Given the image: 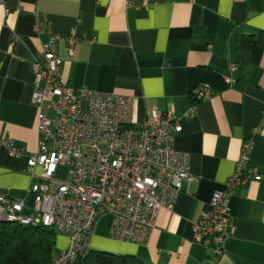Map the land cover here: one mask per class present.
<instances>
[{"label": "crops", "instance_id": "obj_1", "mask_svg": "<svg viewBox=\"0 0 264 264\" xmlns=\"http://www.w3.org/2000/svg\"><path fill=\"white\" fill-rule=\"evenodd\" d=\"M50 34L58 36L60 78L69 88L130 96L134 126L148 110L172 108L182 127L172 146L190 156L193 179L182 182L171 210H159L146 244L111 239L112 217L104 214L90 250L110 242L112 253L143 264H264V0H0V194L13 199L26 197L32 182V63ZM69 37L77 40L72 54ZM201 83L210 95L192 108ZM6 139L19 156L9 155ZM247 140L263 179L230 196L231 228L216 256L193 241L192 225L233 174ZM67 244L61 234L57 251Z\"/></svg>", "mask_w": 264, "mask_h": 264}, {"label": "built area", "instance_id": "obj_2", "mask_svg": "<svg viewBox=\"0 0 264 264\" xmlns=\"http://www.w3.org/2000/svg\"><path fill=\"white\" fill-rule=\"evenodd\" d=\"M57 41L50 34L40 60L37 56L32 63L31 100L38 110L37 151L27 159L32 182L24 198L0 194V223L41 226L65 235L67 247L57 252L53 264H80L90 252L98 217L111 215V239L144 245L159 210H171L182 182L193 177L189 154L172 146L174 134L182 130L172 108L148 110L134 126L130 96L85 89L76 93L60 78ZM76 41L66 40L69 54ZM236 69L231 66L232 72ZM209 89L201 83L192 96L203 100ZM3 144L10 156L20 155L12 140ZM251 150V141H244L233 174L212 193L209 208L192 225L193 241L212 248L216 256L223 254L231 228L230 196L263 179L251 165Z\"/></svg>", "mask_w": 264, "mask_h": 264}, {"label": "trees", "instance_id": "obj_3", "mask_svg": "<svg viewBox=\"0 0 264 264\" xmlns=\"http://www.w3.org/2000/svg\"><path fill=\"white\" fill-rule=\"evenodd\" d=\"M198 101L191 95L192 105ZM56 235L51 229L0 223V264H53ZM80 264H143L131 255L93 252Z\"/></svg>", "mask_w": 264, "mask_h": 264}, {"label": "rangeland", "instance_id": "obj_4", "mask_svg": "<svg viewBox=\"0 0 264 264\" xmlns=\"http://www.w3.org/2000/svg\"><path fill=\"white\" fill-rule=\"evenodd\" d=\"M59 178L62 180L65 178L63 170L61 171ZM31 201H32V198L30 199V203H31ZM55 235H56V240H57L58 237L61 235V233L56 231ZM115 247L116 246L113 243L107 242V243H103L101 247H97V248L92 247V251L93 252H106V253L114 254L111 251H115L116 250Z\"/></svg>", "mask_w": 264, "mask_h": 264}]
</instances>
